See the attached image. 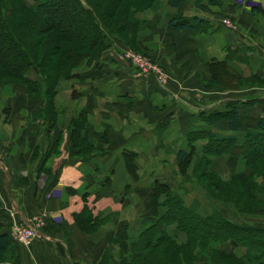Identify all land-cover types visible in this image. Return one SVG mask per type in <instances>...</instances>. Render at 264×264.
Returning <instances> with one entry per match:
<instances>
[{
    "label": "crops",
    "instance_id": "1",
    "mask_svg": "<svg viewBox=\"0 0 264 264\" xmlns=\"http://www.w3.org/2000/svg\"><path fill=\"white\" fill-rule=\"evenodd\" d=\"M215 1L185 0L177 9L142 14L144 33L137 45L164 70L168 77L164 83L126 63V47L114 44L102 56L99 74L87 76L92 67L82 78L60 84L54 104L62 139L59 154L44 166L48 172L38 168V159H32L33 152L42 153L48 147L45 123L36 117L44 102L30 100L21 85L0 90V236L10 240L9 248L0 253V264H120L124 257L128 263L129 241L137 236L140 222L157 212L153 183L170 185L165 178L169 164L176 161L171 145L181 134L205 126L198 115L220 111L224 102L257 100L250 115L264 117V88L203 87L209 78L203 61L230 57L233 65L246 68L248 59L258 58L264 65V0ZM166 12L198 17L208 23L209 32L170 29ZM224 20L231 26L224 25ZM228 48L236 54L229 55ZM247 78L241 80L247 82ZM88 99L94 107L81 137L94 147L85 161L68 129L70 119L85 110ZM211 130L231 135L226 120ZM127 154L135 156L136 178L126 167ZM210 169L227 177L250 173L242 158L230 155L215 157ZM176 190L185 198L184 187ZM192 201L200 202L187 203ZM85 206L102 220L92 234L80 231L75 223ZM250 215L222 214L233 224L264 228V216L245 218ZM17 225L36 226L28 247L13 240ZM122 229L126 235L119 239L116 235ZM168 229L186 241L174 226ZM222 249L236 256L245 253L230 242Z\"/></svg>",
    "mask_w": 264,
    "mask_h": 264
},
{
    "label": "trees",
    "instance_id": "2",
    "mask_svg": "<svg viewBox=\"0 0 264 264\" xmlns=\"http://www.w3.org/2000/svg\"><path fill=\"white\" fill-rule=\"evenodd\" d=\"M184 1L167 0L163 4L162 0H32V3L0 0V90L8 85H21L30 100L44 102L36 117L45 123L48 147L42 153L36 150L32 156L39 160V169L48 172L44 167L46 162L59 154L62 131L54 98L60 84L82 78L92 67L94 70L87 76L99 74L102 56L114 46V40L142 52L137 40L145 22L137 15L147 10L162 13L165 7L177 9ZM208 2L216 3L215 0ZM53 9H58L56 14ZM256 10L259 9L253 8V12ZM67 15L72 17L70 23L66 21ZM165 24L178 32H209L208 23L198 17L184 18L166 12ZM227 52L236 54L231 48ZM231 60L229 57L221 62L203 61L204 70L210 76L203 81V87L233 90L254 82L260 87L250 88H264V78L255 71H250L247 82H233L245 76ZM256 104L257 100L227 102L220 111L202 112L197 119L205 126L184 133L178 140L180 146L172 151L179 173L187 178L192 167L196 187L204 190L216 204L231 207L237 213L264 216V117L250 115ZM93 107L88 101L85 110L72 116L68 129L73 146L85 161L94 144L82 138L81 132ZM221 120L228 122L231 135L212 132L211 126ZM102 138L106 140L99 136ZM223 155L242 158L250 173L225 178L213 172L212 160ZM134 157L127 154L125 161L128 171L136 178ZM153 190L157 212L140 222L137 236L129 241L131 261L127 263L124 257L120 264H264V228L233 224L217 209L210 211L200 202L188 204L171 186L154 182ZM100 222L86 206L75 216L77 227L87 234L94 233ZM170 226L184 233L186 241L171 235ZM124 233V229L119 231L117 238L123 239ZM229 242L245 253L236 256L232 251L225 252L222 246ZM9 245L8 237L0 236L1 254Z\"/></svg>",
    "mask_w": 264,
    "mask_h": 264
},
{
    "label": "rangeland",
    "instance_id": "3",
    "mask_svg": "<svg viewBox=\"0 0 264 264\" xmlns=\"http://www.w3.org/2000/svg\"><path fill=\"white\" fill-rule=\"evenodd\" d=\"M28 1V3H32V0H27ZM166 1L167 0H162V3L163 4H165L166 3ZM59 9V8H58ZM58 9H53V12H54V10H55V14H56V12H57V10ZM144 13V12H143ZM143 13H141V14H139V15H137V17L139 18V19H141V20H143L142 19V14ZM69 18H67V20L66 21H68V23H70V20H72V17H70L69 15H67ZM55 17H57V16H55ZM58 19H60L59 17H58ZM224 21H226V20H224ZM223 21V22H224ZM74 26V25H73ZM75 27H77V26H75ZM68 28V27H67ZM144 33V31H142V33L141 34H143ZM141 37V36H140ZM124 38H126V37H124ZM127 39V38H126ZM115 41V44H119L120 46L122 45L118 40H114ZM122 46H124V45H122ZM141 49V48H140ZM126 51H129V52H133V53H136V54H139L142 58H144V67L148 70V71H150V74H152L159 82H160V76L162 77V79H163V81L165 80H167V75L163 72L164 70L162 69V68H160L155 62H153V61H151L149 58H148V56H146L143 52H135V51H133V50H131L130 48H127L126 47ZM141 51H143L142 49H141ZM255 58H256V56H255ZM155 66H157V68H155ZM137 67V66H136ZM162 69V70H161ZM240 69H241V71L243 72V75L244 76H246V77H249L250 76V74H252V73H250V71H255V72H257L258 74H261V76H262V78H264V65H263V63L258 59V58H256V60H255V62H253L252 60H250L249 61V59H248V65L246 66V68L244 67V68H241L240 67ZM204 78H205V76H203ZM252 77V76H251ZM210 79V76H209V78L208 79H205L206 81L207 80H209ZM241 79L240 78H237V79H235V80H233V82H243V81H240ZM162 81V82H163ZM255 83L254 82H249V84H247L246 86H248V87H252V85H254ZM241 85V84H240ZM9 86V85H8ZM254 86H259V85H254ZM4 87H6V86H4ZM3 87V88H4ZM245 87V86H244ZM260 87V86H259ZM213 89H217V88H212V87H210L209 88V90H213ZM220 90V89H219ZM222 90V89H221ZM234 90V89H233ZM88 101H89V99H88ZM87 101V102H88ZM94 103V102H93ZM226 104H227V102H224V103H222V106L221 107H225L226 106ZM222 109V108H221ZM183 136V134H181V136H179L174 142H173V144L171 145L172 146V150L174 151V150H176L179 146H180V143H179V139L181 138ZM172 138H173V136H171L170 137V139L172 140ZM234 157H236V156H234ZM168 173L166 174L167 175V177L165 178V181H167L170 185H167V186H171V187H173V189L177 192V188L178 187H181V188H185V198H183L185 201H189V200H193V199H198L200 202H202V203H204L205 204V206L208 208V210H210V211H212V210H215V209H217L218 211H220V213H222L223 215H225V216H230L232 213L234 214V213H237L235 210H233L231 207H229V208H227V207H225L224 205H222V204H216L213 200H211L210 199V197H207V195H206V193H204L203 191H201L199 188H197L196 187V183L194 182V179H193V175H192V167H190V169H189V172H188V174H189V177H183V175H181L179 172H180V169H179V167H178V163H177V159H176V161H175V159L174 160H172L171 161V163L169 164V168H168ZM229 171H230V169H229ZM188 174H187V176H188ZM192 175V176H191ZM219 175H221L222 177H227V176H225V175H222V174H219ZM189 180H191V182H189ZM195 185V186H194ZM232 210V211H231ZM225 211L227 212V213H225ZM240 214H243V213H240ZM251 215H253V214H251ZM250 215V217H245V218H251V219H256V218H259V217H261V216H257V215H255V216H251ZM239 216V215H238ZM237 217V216H236ZM244 252V250H241L240 252ZM131 261V260H130Z\"/></svg>",
    "mask_w": 264,
    "mask_h": 264
},
{
    "label": "built area",
    "instance_id": "4",
    "mask_svg": "<svg viewBox=\"0 0 264 264\" xmlns=\"http://www.w3.org/2000/svg\"><path fill=\"white\" fill-rule=\"evenodd\" d=\"M224 25L227 27H230L231 24L229 21H224ZM124 59L129 61L133 66H137V68L142 72V73H150L145 67H144V58H142L139 54L133 53V52H126L124 54ZM162 77L160 76V82L164 83L165 80L163 81ZM2 160L0 158V169L2 168ZM35 229L36 226H21L17 225L13 227V232H12V237L13 240L18 242L19 244L23 246H29L31 242L33 241L35 237Z\"/></svg>",
    "mask_w": 264,
    "mask_h": 264
}]
</instances>
